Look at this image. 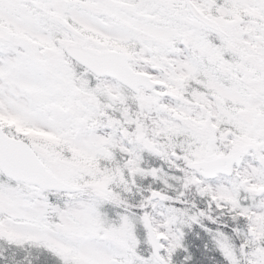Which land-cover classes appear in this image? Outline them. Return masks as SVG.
Listing matches in <instances>:
<instances>
[{"label": "snow or ice", "instance_id": "1", "mask_svg": "<svg viewBox=\"0 0 264 264\" xmlns=\"http://www.w3.org/2000/svg\"><path fill=\"white\" fill-rule=\"evenodd\" d=\"M0 264H264V0H0Z\"/></svg>", "mask_w": 264, "mask_h": 264}]
</instances>
